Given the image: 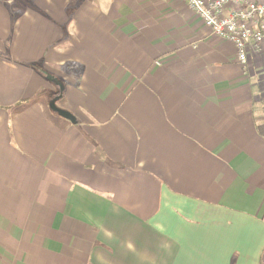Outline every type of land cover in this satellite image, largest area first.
Listing matches in <instances>:
<instances>
[{
    "label": "crops",
    "instance_id": "1",
    "mask_svg": "<svg viewBox=\"0 0 264 264\" xmlns=\"http://www.w3.org/2000/svg\"><path fill=\"white\" fill-rule=\"evenodd\" d=\"M11 1L0 264H264V42L241 64L183 0Z\"/></svg>",
    "mask_w": 264,
    "mask_h": 264
},
{
    "label": "built area",
    "instance_id": "2",
    "mask_svg": "<svg viewBox=\"0 0 264 264\" xmlns=\"http://www.w3.org/2000/svg\"><path fill=\"white\" fill-rule=\"evenodd\" d=\"M210 32L231 42L237 59L246 62L247 44L264 42V0H183Z\"/></svg>",
    "mask_w": 264,
    "mask_h": 264
},
{
    "label": "water",
    "instance_id": "3",
    "mask_svg": "<svg viewBox=\"0 0 264 264\" xmlns=\"http://www.w3.org/2000/svg\"><path fill=\"white\" fill-rule=\"evenodd\" d=\"M50 109L54 112H56L59 116L75 123L76 122V118L68 111L61 109L59 107L56 106L55 101L52 100L49 103Z\"/></svg>",
    "mask_w": 264,
    "mask_h": 264
},
{
    "label": "rangeland",
    "instance_id": "4",
    "mask_svg": "<svg viewBox=\"0 0 264 264\" xmlns=\"http://www.w3.org/2000/svg\"><path fill=\"white\" fill-rule=\"evenodd\" d=\"M16 1H17V0H13V2H15V3H16ZM11 2H12V1H11ZM13 2H12V3H13ZM19 8L21 9L22 7L20 6ZM57 105H58V106H57ZM60 105H62V104H60V101L58 100L56 106L59 107ZM45 109L51 111L49 104H48V106L45 105Z\"/></svg>",
    "mask_w": 264,
    "mask_h": 264
},
{
    "label": "trees",
    "instance_id": "5",
    "mask_svg": "<svg viewBox=\"0 0 264 264\" xmlns=\"http://www.w3.org/2000/svg\"><path fill=\"white\" fill-rule=\"evenodd\" d=\"M61 87L63 88L62 84H61ZM54 93L58 94V90H57V92H56V90H55ZM53 95H54V94H53ZM53 99H54V96L51 95V100H53Z\"/></svg>",
    "mask_w": 264,
    "mask_h": 264
}]
</instances>
